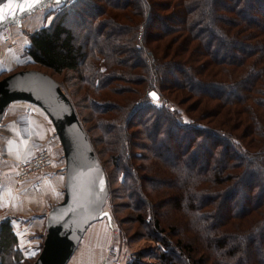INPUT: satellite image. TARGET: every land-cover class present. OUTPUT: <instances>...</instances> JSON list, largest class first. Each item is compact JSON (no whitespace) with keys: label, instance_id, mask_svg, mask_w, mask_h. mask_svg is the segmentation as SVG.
I'll return each instance as SVG.
<instances>
[{"label":"trees","instance_id":"16d2710c","mask_svg":"<svg viewBox=\"0 0 264 264\" xmlns=\"http://www.w3.org/2000/svg\"><path fill=\"white\" fill-rule=\"evenodd\" d=\"M70 9L88 24V49L75 44L62 22ZM26 54L54 74L78 73L82 97L124 185L134 191V175L141 182L133 208L148 207L136 222L151 225L147 237L161 246L156 253L137 252L130 264H262L252 254L260 243L251 236L264 231V212L251 235L238 228L264 207V0H77L50 26L28 34ZM150 92L163 103L153 102ZM209 139L215 149L205 148L212 155L197 169L186 160ZM131 144L140 152L130 154ZM212 156L222 164L209 171ZM135 159L147 163L136 171ZM223 174L231 192L220 190ZM155 192L171 208L162 219ZM231 200L242 211L229 210ZM236 240L248 242L245 257L237 243L230 246ZM39 251L23 256L12 222L0 220V264H33Z\"/></svg>","mask_w":264,"mask_h":264},{"label":"rangeland","instance_id":"374dc122","mask_svg":"<svg viewBox=\"0 0 264 264\" xmlns=\"http://www.w3.org/2000/svg\"><path fill=\"white\" fill-rule=\"evenodd\" d=\"M75 1L77 0H65L64 2L58 4H47L45 8L37 10L33 14L26 16L22 20V24L25 26L17 27L16 25H12L0 32V37L3 39L5 38L4 40L7 39L10 41V45H14H12V47H8L5 43L2 44V47L5 49V55L7 56V53L8 56L10 55L8 50L16 54V58L14 60L15 62L13 61L9 66H6L2 72H0V79L8 73L19 70H37L50 75L60 85L64 93L73 103L76 115L80 120L83 129L86 131L88 139L93 143L97 159L103 166L108 184V197L104 209L111 215V224L106 218L93 222L87 228L78 247L76 248V251L67 264H130L137 252L149 250L156 253L158 247L161 246L160 242H156V240L149 238V236L152 237V235H149L151 225H144L136 222V214L139 213V211H144L146 213L148 207L146 203H139L135 208H133L134 203H138V189L141 182L138 180V177L134 175V177L132 176L135 179L134 185H136L134 191H132L133 188L130 189V187L124 185L123 180L125 178H121L122 172L119 171L115 163L112 162V153L109 152V150L107 152L104 143L101 142L102 139L99 137L100 132L97 131L96 128L97 119L94 118L95 116H93V112H90L88 105L85 102V98L82 97L85 91L78 85V73L75 71H65L60 74H54L34 62H31L30 57L26 54L28 34L41 27L50 26L59 15H62L66 9L74 5ZM217 6L219 7V3ZM70 12L71 9L68 12L69 14L62 19V22L72 30L74 36L76 37L74 39L75 44L88 49V24L85 21V23H83V21L81 22V17L79 16L80 14ZM119 14L120 12L111 10L112 16ZM121 22L124 23L123 20H121ZM1 52L2 49H0V55ZM132 88H134V86H132ZM152 101L159 104L160 100ZM193 101L195 100H189V103H192ZM162 103L163 101H160V104ZM168 104L172 105L173 108L179 112L183 120L190 121L188 115L182 107L177 105L175 102H172V100ZM209 104L214 105L216 102L210 101ZM8 107L9 109H12L14 113L12 116L11 114L9 116L8 112L6 115L11 118L5 119L0 124V220L3 218L10 219V221L14 223L13 228H15V233H22L23 229L26 228V221L30 220V217L33 214L43 213L46 216L50 207L62 200L64 174L61 170L57 169L43 174L40 173L19 182L15 180L16 164L22 158L29 156L41 142L44 143L45 148H47L52 155H54L57 168L62 166L63 169L64 159L61 146L54 133L51 122L38 108L33 106L31 107L22 102L13 103ZM191 115L197 114L192 113ZM164 134L165 131L163 135ZM139 135L141 134L139 133ZM159 140L164 141L165 138L160 136ZM246 140L247 139L244 141ZM179 143H183V141ZM214 143L216 144V142ZM215 144L213 145L209 139L208 143L199 147L197 152L190 155L186 161H191L190 163L195 165L197 169L205 167L204 160L210 158L212 155L211 153L206 152L205 148L208 146L210 150H213L215 149L213 148V146H216ZM133 145L134 144H131L132 148L129 149L130 154L139 153L140 151L138 146L136 145V147L133 148ZM217 145L220 146L219 142H217ZM258 148H261V144L260 142H255V149ZM136 159L134 167H136L137 171L139 165L145 166L147 162L142 160L137 161L138 159ZM214 159L215 157L213 158L212 156V160L210 161L212 166L209 171L219 169L222 164V160ZM119 163L125 164V160L120 159ZM129 163L130 161L127 162V165H129ZM148 165L149 164H147V167ZM226 179L229 178H226L224 174L217 179L219 182L223 181V184L219 185V187L221 192L224 191V193H227V191L231 192L234 188L230 184L231 181L227 180L226 182ZM139 191L142 190L140 189ZM155 193L158 195H155L159 209L158 217L162 219V213L164 210H167L169 204H165L163 201H158L161 193ZM135 194H137V197ZM241 194H244V192ZM135 198L136 200H134ZM139 199L141 200L140 197ZM233 200H235V202L237 201L236 198ZM230 204L229 210L238 209V212L242 211L240 202H237V205H234V207L232 200ZM215 206V203H213L209 207L215 209ZM154 209L155 207L151 208L153 213H155L157 208L155 210ZM169 209L171 208H168V210ZM216 211H220L219 208ZM222 211L223 214L228 213V209L223 208ZM148 212V214L152 217V212ZM263 212L264 207H260V209L257 208L253 211L247 219L239 223L243 224L238 228V231L242 234L247 233V236L249 234L251 235V229L253 226L258 225V221L263 219ZM259 213H261L262 216H259ZM177 216L179 217V214H177ZM219 221L220 219L218 216H215V218L213 217V222H217V225ZM38 229H40V232L35 235V238L37 239L33 244L23 246L22 243L25 242L23 241L24 239L20 237L21 245L19 243L18 245L19 248L22 249L23 256L28 258L34 257L39 251L42 238L45 235L44 222L43 226ZM263 232L264 231L261 230L258 231L256 235L252 234L251 236L254 241L252 243H260L259 245H256V247L254 246L252 254L254 258L262 264L264 263ZM180 234L182 233H179V235ZM186 234H188L187 236L191 238V236H193V231L189 230ZM147 235L149 236L147 237ZM171 239L173 241L175 240L173 237H171ZM235 243L241 247L242 253L240 256L245 257V253L248 251V242L245 243L243 240H236L235 242L230 241V246H235ZM143 261L145 264L154 263V260L151 259H143ZM178 261H180V258Z\"/></svg>","mask_w":264,"mask_h":264},{"label":"water","instance_id":"95a60500","mask_svg":"<svg viewBox=\"0 0 264 264\" xmlns=\"http://www.w3.org/2000/svg\"><path fill=\"white\" fill-rule=\"evenodd\" d=\"M65 0H0L4 19L0 31L21 26L22 20L47 4ZM32 7H24L25 5ZM23 7V10L21 8ZM157 101L155 92L149 93ZM29 103L51 122L64 159L63 198L48 210L42 247L33 264H67L87 228L95 221L112 218L104 209L108 184L75 109L60 85L48 74L37 70H19L0 79V124L13 103Z\"/></svg>","mask_w":264,"mask_h":264},{"label":"built area","instance_id":"2783aa9c","mask_svg":"<svg viewBox=\"0 0 264 264\" xmlns=\"http://www.w3.org/2000/svg\"><path fill=\"white\" fill-rule=\"evenodd\" d=\"M25 104L32 107L29 103ZM57 169L63 172L62 166L56 167L54 155L41 142L29 156L18 161L16 164L15 180L19 182L24 181L40 173L43 174Z\"/></svg>","mask_w":264,"mask_h":264},{"label":"crops","instance_id":"0c3cea01","mask_svg":"<svg viewBox=\"0 0 264 264\" xmlns=\"http://www.w3.org/2000/svg\"><path fill=\"white\" fill-rule=\"evenodd\" d=\"M21 26H25V25L22 24ZM21 26H19V27H21ZM26 26H27V23H26ZM4 39L2 37H0V49H2V52H1V55H0V72H2L6 66H9L10 63H12L15 60V58H16V54L13 53L12 51L10 52V50H8V52L10 53L9 56H12V57H9L7 52H6L7 56L5 55V49L2 47V44L5 43V45H7L8 47H12V45H10V43H9L10 41H8L7 39H6L7 40L6 41ZM7 113H8L9 116H10V114L12 116L14 111L12 109H9V107H8L6 109L3 117H2L1 123L7 118L8 119L11 118V117H7V115H6ZM44 220H45V214H43V213H36L35 215L33 214L30 217V220L26 221V228L23 229V232L22 233H16V236L18 238V243L21 245L20 237L24 239L23 241L25 243H22L23 246H27V245L35 243L36 239H37V238H35V235L40 232V229H38V228L43 226ZM12 226L14 227V223L13 222H12ZM13 229L15 231V228H13Z\"/></svg>","mask_w":264,"mask_h":264},{"label":"snow or ice","instance_id":"6c2138e0","mask_svg":"<svg viewBox=\"0 0 264 264\" xmlns=\"http://www.w3.org/2000/svg\"><path fill=\"white\" fill-rule=\"evenodd\" d=\"M24 7H29L30 8V7H32V5L29 4V5H25ZM21 10H23V7L21 8ZM4 15L5 14L3 13V10H0V20L4 19Z\"/></svg>","mask_w":264,"mask_h":264}]
</instances>
